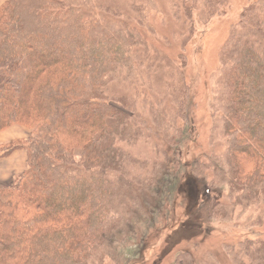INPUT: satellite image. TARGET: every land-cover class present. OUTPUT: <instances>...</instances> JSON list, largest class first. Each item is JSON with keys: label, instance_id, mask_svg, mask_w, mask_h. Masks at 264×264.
<instances>
[{"label": "trees", "instance_id": "1", "mask_svg": "<svg viewBox=\"0 0 264 264\" xmlns=\"http://www.w3.org/2000/svg\"><path fill=\"white\" fill-rule=\"evenodd\" d=\"M227 1L180 0L174 13L180 20L182 8L192 31L194 14L212 17ZM91 5H0V133L12 126L28 131L26 139L0 144V159L25 153V169L0 183V264H102L114 234L127 230L133 215L128 200L134 193L125 179L130 157L120 146L134 144L153 125L176 132L177 119L188 122L181 71L126 23L97 19ZM162 62L165 99L144 102L148 127L137 102L110 95L109 87L123 71L144 69L149 78ZM219 65L228 146L226 169L214 158L211 167L228 196L223 200L216 182L205 181L203 201L208 214L223 219L264 201V0L243 11ZM170 97L172 112L164 106ZM197 178L204 179L201 172ZM229 251L235 264H264V239L242 240ZM176 264H194L193 257L181 253Z\"/></svg>", "mask_w": 264, "mask_h": 264}, {"label": "rangeland", "instance_id": "2", "mask_svg": "<svg viewBox=\"0 0 264 264\" xmlns=\"http://www.w3.org/2000/svg\"><path fill=\"white\" fill-rule=\"evenodd\" d=\"M256 1L228 0L204 20L194 14L191 31L182 8L181 19L175 16L180 0H93L89 13L105 22L126 23L181 71L189 103L188 122L177 119L180 131L153 125L134 144L120 146L130 157L125 179L134 193V200H128L133 215L128 229L114 234L102 264H176L184 252L194 264H235L231 247L245 239H264V201L238 207L223 219L208 214L203 201L205 181L216 182L223 200L228 196L211 167L214 158L226 169L228 146L220 122L219 57L241 14ZM165 66L159 63L149 78L144 69L130 76L123 71L125 79L109 87L110 95L137 102L148 127L151 119L144 102L165 99ZM170 103L171 97L164 100L172 112ZM195 168L204 179L197 178Z\"/></svg>", "mask_w": 264, "mask_h": 264}, {"label": "crops", "instance_id": "3", "mask_svg": "<svg viewBox=\"0 0 264 264\" xmlns=\"http://www.w3.org/2000/svg\"><path fill=\"white\" fill-rule=\"evenodd\" d=\"M4 0L0 3V5ZM28 131L20 126H12L0 133V144L26 139ZM25 169V153L22 150L13 152L6 158L0 159V183L7 184L12 178Z\"/></svg>", "mask_w": 264, "mask_h": 264}]
</instances>
